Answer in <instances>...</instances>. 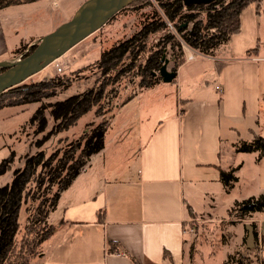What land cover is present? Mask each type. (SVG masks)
Here are the masks:
<instances>
[{"label": "crops", "instance_id": "0c3cea01", "mask_svg": "<svg viewBox=\"0 0 264 264\" xmlns=\"http://www.w3.org/2000/svg\"><path fill=\"white\" fill-rule=\"evenodd\" d=\"M87 1L0 9V61L13 60L23 42L35 44ZM175 73L174 81L148 88L160 96L174 87L176 108L144 134L126 177L109 180L96 168L86 175V164L60 193L48 216L53 233L33 264H186L191 214L221 220L235 200L264 193V155L237 150L264 137V0L243 9L239 31L212 55L184 60ZM233 167L237 180L226 190L220 170ZM221 206L227 215L217 217ZM230 226L236 247L249 257L243 264H264V211Z\"/></svg>", "mask_w": 264, "mask_h": 264}, {"label": "trees", "instance_id": "16d2710c", "mask_svg": "<svg viewBox=\"0 0 264 264\" xmlns=\"http://www.w3.org/2000/svg\"><path fill=\"white\" fill-rule=\"evenodd\" d=\"M33 1L37 0H0V9ZM154 1L158 9H154L150 20L143 23L139 30L128 38L103 49L93 62L94 66L110 82L103 83L100 89H90L79 95H72L64 100L56 101L49 106L50 116L53 121L58 122L59 127L65 128L85 115L102 99L104 91H109L106 90V85L116 79V76H111V73L115 72L117 75L120 72L119 74H122L125 66H130L140 57H144V59L137 64L136 76L139 77L137 85L146 89L160 82L161 77L156 73L163 62L164 48L154 45L150 49H146L147 40L151 35L163 32L160 36L161 41L163 44L169 43L168 45H170L172 71L176 72L177 67L184 61L181 41L200 53L212 55L219 45L226 43L231 35L239 31L240 14L243 9L251 3L261 0H214L209 4L188 6H185L181 0ZM142 2L143 0H133L131 4L137 3L136 7H141L145 5ZM144 3L153 5L151 0H144ZM167 22L173 25L180 35L179 39L174 34L164 33L167 29ZM188 23H191L190 27H188ZM34 47L35 44L28 48L26 46L24 50L27 51L22 55L28 54ZM19 50L20 46L14 52ZM86 67L88 66L85 65L81 68ZM2 70L3 68H0V71ZM67 79L68 75L58 74L53 79L46 81L22 82L0 93V109L37 101L46 89L58 86L56 82L62 84ZM130 99L131 96H128L125 102ZM113 116L112 112L109 117L92 126L89 131H85L77 145L65 148L59 156L50 157L49 161H45L40 155L28 158L22 170L14 171L11 182L0 187V264H33L41 253L44 242L54 230L53 225L49 221L47 222V217L55 209L60 193L84 169L89 158L103 149L105 134ZM38 117H40V125L44 126L46 120L41 111L34 112L30 121H35ZM91 125L89 124V126ZM237 150L242 152L257 151L258 157H261L264 155V137L256 135L250 142L243 141ZM6 168L4 162L0 163V174ZM235 171V167L220 170V181L226 190L231 188L237 180ZM44 184L55 186V190L51 192L50 189L46 192L52 193L46 199L43 198L44 194H38L36 197L38 201L32 211L27 214L21 232L19 222L21 206L30 195L39 192ZM263 211L264 193H261L257 196L235 200L229 208L228 214L235 219H243L255 212ZM110 245L114 247L115 244L110 243Z\"/></svg>", "mask_w": 264, "mask_h": 264}, {"label": "rangeland", "instance_id": "374dc122", "mask_svg": "<svg viewBox=\"0 0 264 264\" xmlns=\"http://www.w3.org/2000/svg\"><path fill=\"white\" fill-rule=\"evenodd\" d=\"M151 1L153 5L146 4L143 0L142 3L145 5L136 7L137 3L131 4L132 0L128 6L117 12L113 19L74 46L70 53L53 61L43 70L25 79L23 83L50 80L58 74L68 75L69 80L62 84L56 82L58 86L46 89L37 101L0 109V163L4 162V166L7 167L0 174V187L11 182L14 171L22 170L28 158L40 155L45 161H49L53 155L59 156L65 148L77 145L85 131H89L92 126L109 117L112 112L114 116L105 134L103 152L87 162L89 168L85 174L96 168L105 169L104 175L109 180L126 177L128 166L133 162L137 146L144 140V134L159 117L176 108L174 87L169 90L165 87L164 91H161L163 96H159L148 88L144 89L137 85L139 79L136 76L137 64L142 62L144 57L138 58L130 66H125L122 74L118 72L116 75L112 72L111 76L115 75L116 79L106 85L105 88L109 91H104L102 99L71 125L65 128L59 127L58 122L53 121L50 116L49 106L72 95H79L90 89H100L103 83L110 82L93 62L103 49L128 38L138 31L143 23L150 20L154 9H158L155 1ZM190 26L191 23H188V27ZM167 32L180 38L176 30H172L168 25L164 33ZM162 34L163 32H156L151 35L147 40L146 49L154 45L164 48L162 64L168 59L167 67L172 70V52L169 43H162L160 37ZM182 43L183 41L181 48ZM26 46L28 48L29 44L23 42L19 51L12 52V58L17 59L22 56L27 51L24 50ZM85 65L88 67L81 68ZM56 66L61 67L59 73L56 72ZM156 74L158 75V71ZM128 96L132 98L125 102ZM158 97L163 101L159 103ZM36 111H41L45 117L44 126L40 125V117L30 121ZM50 189L54 192L55 186L44 184L39 192L25 199L19 214L21 232L27 214L38 201L36 199L38 194H44L43 198L46 199L52 194L46 193ZM223 207H217L214 211L217 217L227 215ZM236 220L229 214L227 218L212 222L192 215L185 225L188 237L185 247L186 264H243L249 259L243 248L244 244H241L242 250L236 247L237 243L233 238L234 228L230 226Z\"/></svg>", "mask_w": 264, "mask_h": 264}, {"label": "water", "instance_id": "95a60500", "mask_svg": "<svg viewBox=\"0 0 264 264\" xmlns=\"http://www.w3.org/2000/svg\"><path fill=\"white\" fill-rule=\"evenodd\" d=\"M132 0H88L68 20L43 35L35 47L14 60L0 61V93L22 83L62 56L74 45L99 30ZM185 6L209 4L214 0H181ZM168 59L158 70L163 82H171L175 71L167 70ZM251 241V234L249 235Z\"/></svg>", "mask_w": 264, "mask_h": 264}, {"label": "built area", "instance_id": "2783aa9c", "mask_svg": "<svg viewBox=\"0 0 264 264\" xmlns=\"http://www.w3.org/2000/svg\"><path fill=\"white\" fill-rule=\"evenodd\" d=\"M167 25L169 26V28L174 30L173 26H172V24L170 22H167ZM182 51H183V54H184V60H187V61L188 60H195L198 55L200 56V52L190 48L184 42L182 43ZM60 71H61V67L60 66H56V72L59 73ZM216 88L220 89L219 86H217Z\"/></svg>", "mask_w": 264, "mask_h": 264}]
</instances>
